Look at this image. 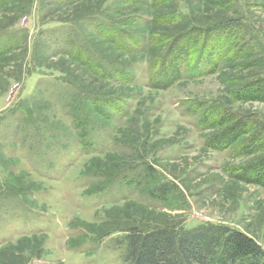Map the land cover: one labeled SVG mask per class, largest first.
Listing matches in <instances>:
<instances>
[{
	"label": "rangeland",
	"instance_id": "1",
	"mask_svg": "<svg viewBox=\"0 0 264 264\" xmlns=\"http://www.w3.org/2000/svg\"><path fill=\"white\" fill-rule=\"evenodd\" d=\"M212 1H0V41L17 40L0 56V264H125L131 228L203 223L264 251V190L233 178L257 154L208 150L200 125L213 111L264 124V104L232 97L264 77V0ZM228 20L247 33L213 71L189 76L199 45L149 88L173 38Z\"/></svg>",
	"mask_w": 264,
	"mask_h": 264
},
{
	"label": "trees",
	"instance_id": "2",
	"mask_svg": "<svg viewBox=\"0 0 264 264\" xmlns=\"http://www.w3.org/2000/svg\"><path fill=\"white\" fill-rule=\"evenodd\" d=\"M246 29L247 27L237 21L228 20L204 29L192 27L186 33L176 36L170 41L165 54L158 62L155 73L148 82L149 88L166 90L177 82L191 51L199 45L206 48L198 55L200 59L196 62L199 66H192L189 76H199L202 64L213 71V58L221 55L226 57L232 51L228 48L229 50L224 52L225 44L222 41L228 42L227 46H233L236 44L232 42L233 38L238 40L240 36L246 35ZM217 39L219 43L211 48V42ZM9 40L13 42L7 44V41H0V56L9 52L17 42L16 37ZM214 49H217L216 53ZM232 97L237 102L264 104V77L246 84L242 90L234 92ZM74 102L73 116L77 125L79 121V128L86 129L88 123L81 117L82 113L76 107L77 102ZM203 114L200 125L206 130H214L213 134L206 138L205 147L213 152L234 148L239 156L257 154L252 163L237 168L233 178L245 185L257 186L264 190V124L226 112L213 111L210 116L208 113ZM81 136L86 137V134ZM146 172L150 175V169ZM157 190L159 189L152 192V195L163 198V189H160V192ZM116 244L121 248V257L125 264H264V251L253 238L240 231L212 223H203L191 228L178 225L160 226L149 230L131 228Z\"/></svg>",
	"mask_w": 264,
	"mask_h": 264
}]
</instances>
